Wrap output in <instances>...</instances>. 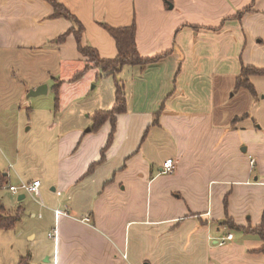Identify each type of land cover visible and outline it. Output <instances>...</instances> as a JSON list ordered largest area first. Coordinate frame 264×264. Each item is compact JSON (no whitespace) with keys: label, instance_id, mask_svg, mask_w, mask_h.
Segmentation results:
<instances>
[{"label":"crops","instance_id":"1","mask_svg":"<svg viewBox=\"0 0 264 264\" xmlns=\"http://www.w3.org/2000/svg\"><path fill=\"white\" fill-rule=\"evenodd\" d=\"M57 1L84 26L83 44L101 58L114 59L118 51L100 24H135L140 55L160 60L117 75L128 109L117 117L108 149L110 122L97 132L59 130L55 174L48 176L54 196L43 192L47 205L23 207L30 218L46 211L56 234L49 238L53 251L37 247L31 230L30 246L15 249L12 264L26 256L31 264H133L131 245L142 236L158 243L153 264H264L259 237L227 225H264V76L250 79L256 97L236 89L243 66L264 70V0ZM53 15L46 0H0V59L20 63L26 54L40 55L42 68L55 73L60 98L67 92L60 80L84 87L70 92V101L88 100V92L110 80L115 86L99 69L85 72L89 60L73 35L58 43L73 24ZM49 60L59 64L56 72ZM88 104L93 121L96 112L113 109L115 92ZM53 127L61 129L60 122ZM168 160L177 165L172 175L163 174ZM142 194L157 208L144 216ZM229 234L233 240L220 246Z\"/></svg>","mask_w":264,"mask_h":264},{"label":"rangeland","instance_id":"2","mask_svg":"<svg viewBox=\"0 0 264 264\" xmlns=\"http://www.w3.org/2000/svg\"><path fill=\"white\" fill-rule=\"evenodd\" d=\"M42 60L40 55L34 53L19 57L20 63L0 59V173L8 175L7 185L0 188V206L5 208L9 216L17 215L23 207L38 208V204L47 205L48 197L46 198L44 193L49 197L54 196L55 186L49 183L51 179H48V176L55 174L53 163L59 130L66 133L78 127L86 133L93 126L91 112H86L90 106L88 103L100 95L104 99H109L115 92L114 82L110 80L103 83V87L88 92L90 94L88 100L85 96L81 100L70 101L73 97H69L70 92L72 95L73 92L83 93L84 87L60 80L58 82L66 87L67 92L60 98L63 105L61 104L62 108L57 113L54 110L56 95L53 92L55 73L52 75L47 72L48 70L45 71L42 68ZM49 62L54 64L53 71L56 72L60 68L58 63H52L51 60ZM43 79L44 85L50 88L48 94L29 99L27 97L29 92L38 88ZM93 86L91 85L90 89H93ZM88 109L91 111V108ZM55 122H60L61 129L54 130ZM18 175L30 179L39 178L43 185L42 189L40 188L41 196L35 197L20 191V195H26V199L19 201L20 195H15L9 190L11 186L17 188L22 186L23 181L19 180ZM155 204L150 200L149 194L147 198L146 194H142L140 202L142 215L144 216L148 210H157ZM36 214V218H30L28 213L23 214L14 230L0 231V264H12L13 251L18 250L21 245L30 246L26 234L31 230L38 234L37 247L53 251L54 241L49 239V233H53V230L50 228L48 215L43 209H38ZM158 248V243L155 247V243L151 244L142 236L139 241L132 242V263L142 264L146 261L145 263L153 264Z\"/></svg>","mask_w":264,"mask_h":264},{"label":"trees","instance_id":"3","mask_svg":"<svg viewBox=\"0 0 264 264\" xmlns=\"http://www.w3.org/2000/svg\"><path fill=\"white\" fill-rule=\"evenodd\" d=\"M54 8V19L63 18L70 21L73 24V27L62 37L58 38V43H63L66 38L70 35H73L77 41L78 51L81 55L86 57L89 61L86 67V71L91 68L99 69L103 77H113L115 79V106L110 111H98L93 115V126L91 128L92 132H97L101 129L103 125L107 122H110L112 125V133L109 138V143L104 149H108L111 145L116 130L117 117L119 115L125 114L128 109L127 105V94L126 86L123 81L117 79V75L120 74L125 67H134L140 66L142 68L147 67L148 65L154 64L160 60V58L154 59H145L143 58L137 48L136 43V25L133 24L130 27L124 28H113L107 24H100V26L107 31V33L113 38L116 43L118 54L114 59H103L100 57L98 51L91 47L85 46L83 44V35L85 33L84 26L79 22V20L71 14L69 10L65 8L57 0H46ZM166 2L169 3L168 0ZM246 11H249L247 9ZM244 11V12H246ZM85 72L77 74L75 80L80 79ZM254 76H264V70H259L253 67H244L242 68L241 74L237 79L236 89H246L254 97L257 93L255 88L251 84V77ZM53 92L56 95V107L58 108L60 102V93L59 86L53 88ZM160 113L155 116V123L153 125H158ZM147 135V132H146ZM98 164L92 165L90 172L92 173ZM8 183V177L5 174L0 173V188H3ZM24 214V209L21 208L17 215L9 216L6 213V210L3 206H0V231H12L16 228L17 224L21 221V218ZM226 223V222H225ZM227 225L231 229H236L242 231L245 234L258 236L263 243V247L259 252H264V225L257 227L250 226L249 228H239L227 221ZM18 264H31V259L29 256L21 257Z\"/></svg>","mask_w":264,"mask_h":264},{"label":"built area","instance_id":"4","mask_svg":"<svg viewBox=\"0 0 264 264\" xmlns=\"http://www.w3.org/2000/svg\"><path fill=\"white\" fill-rule=\"evenodd\" d=\"M256 164V161L253 159L251 160V166L254 167ZM177 168V165L175 164V162L173 160H168L163 167V174L165 175H172L175 170ZM40 188H41V182L39 180H35L31 183H23L22 186L20 188H17L15 186H11L9 187V190L14 193L15 195H20V191H22L23 193L26 194H30L32 196L35 197H40ZM62 212L60 211H56V216H59ZM86 223H90L91 220L90 218H86L84 220ZM49 238L51 239H55L56 238V234L55 233H51L49 235ZM233 240V235L229 234L226 238H224L223 240L220 241L219 245L223 246L226 244L227 241H232Z\"/></svg>","mask_w":264,"mask_h":264},{"label":"water","instance_id":"5","mask_svg":"<svg viewBox=\"0 0 264 264\" xmlns=\"http://www.w3.org/2000/svg\"><path fill=\"white\" fill-rule=\"evenodd\" d=\"M48 94V86L47 85H41L36 89H32L29 94H28V98H36L39 96H43ZM90 129L87 130V132H89ZM23 199H25V195H21L19 196V201H22Z\"/></svg>","mask_w":264,"mask_h":264}]
</instances>
